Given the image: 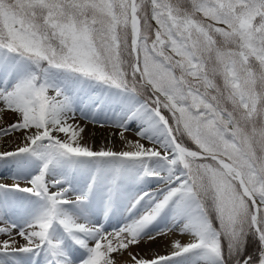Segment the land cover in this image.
Here are the masks:
<instances>
[{
	"label": "snow or ice",
	"instance_id": "1",
	"mask_svg": "<svg viewBox=\"0 0 264 264\" xmlns=\"http://www.w3.org/2000/svg\"><path fill=\"white\" fill-rule=\"evenodd\" d=\"M0 170V264H264V0H0Z\"/></svg>",
	"mask_w": 264,
	"mask_h": 264
},
{
	"label": "bare ground",
	"instance_id": "2",
	"mask_svg": "<svg viewBox=\"0 0 264 264\" xmlns=\"http://www.w3.org/2000/svg\"><path fill=\"white\" fill-rule=\"evenodd\" d=\"M92 131H94V130H92ZM98 138H99V134H98ZM0 171H2V170H0ZM161 248H162V246H161Z\"/></svg>",
	"mask_w": 264,
	"mask_h": 264
}]
</instances>
